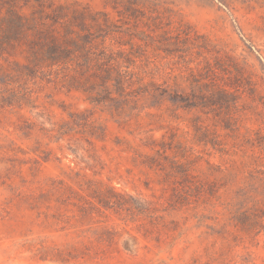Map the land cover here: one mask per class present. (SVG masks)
Masks as SVG:
<instances>
[{
	"label": "rangeland",
	"instance_id": "obj_1",
	"mask_svg": "<svg viewBox=\"0 0 264 264\" xmlns=\"http://www.w3.org/2000/svg\"><path fill=\"white\" fill-rule=\"evenodd\" d=\"M0 264H264V0H0Z\"/></svg>",
	"mask_w": 264,
	"mask_h": 264
}]
</instances>
